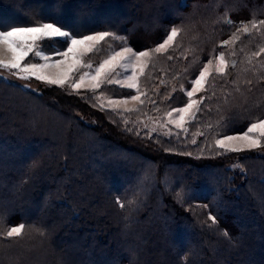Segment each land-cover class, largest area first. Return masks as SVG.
I'll use <instances>...</instances> for the list:
<instances>
[{"label": "trees", "instance_id": "obj_1", "mask_svg": "<svg viewBox=\"0 0 264 264\" xmlns=\"http://www.w3.org/2000/svg\"><path fill=\"white\" fill-rule=\"evenodd\" d=\"M252 20L249 36L237 31ZM262 20L264 0H0V27L59 21L79 34L126 37V45L106 37L88 56L94 62L122 45L153 49L179 29L138 79L139 111L99 103L97 94H137L115 84L77 94L0 78V211L5 228L26 225L22 244L0 241V264H185V255L186 264H264V154L215 143L264 119ZM62 40L42 49H65ZM221 51L238 65L209 78L183 130L142 126L186 104L198 61Z\"/></svg>", "mask_w": 264, "mask_h": 264}, {"label": "snow or ice", "instance_id": "obj_2", "mask_svg": "<svg viewBox=\"0 0 264 264\" xmlns=\"http://www.w3.org/2000/svg\"><path fill=\"white\" fill-rule=\"evenodd\" d=\"M225 15H227V13H225ZM227 23L229 25H234L235 22L231 19H227ZM259 23L260 25H264V20L260 21ZM249 24L251 25V28L249 27ZM68 27V25L60 23L59 21L39 23L37 26L12 25L10 27H0V45L5 46V50L11 54V58L7 61L0 60V69H7L9 71L15 69L17 71L13 74L22 80H31L33 77H35V79L43 81L47 84L59 85L60 87H64L65 84H67L69 81V75L73 71H78L77 65L81 64L82 62L81 58L83 53L79 51L80 49H83L87 52L93 51L95 45L98 42L103 41L106 37H111L113 40H120L123 42V45L127 44L126 37L117 36L114 32L99 31L93 34H79L74 30H66ZM256 27L257 23L255 20L249 21L247 24L244 22H240V26L238 27L237 31L250 33L251 29H255ZM178 34L179 29L177 27H172L170 29V33L163 40V42L158 44L151 51L155 53L163 52L169 47V45L173 43ZM53 38H63L62 43L65 45V50L61 51L59 49H56L55 54L62 59L53 60L50 62L49 57L45 55L44 51L40 50L38 46L39 42L45 40L51 41ZM236 39H238V36L236 33H233L231 39L223 41V44H231ZM123 45L121 51L115 52L113 55L103 60V62L94 69V74L85 72L80 75L78 79L73 80L69 85L71 89L79 94L78 90L84 87L85 79L89 78L91 80V84L88 90L92 93H95L96 90L102 87V84L120 83L119 80H114L111 78L112 73L115 72L117 66L124 68L125 71L131 68L132 74L125 77V79L128 80L126 87L136 90L137 94L131 95V100L140 101L141 104H143L144 101L141 100V95L146 94L140 92L137 82V70L143 69L145 64L142 63V60L148 58L150 52H135L131 47ZM260 52H264V48H261ZM29 53H32L35 57H40L44 61V63L31 61H29L28 63H24V60L28 57ZM258 54L259 53H253V55ZM168 58L171 59L172 57L169 56ZM216 58L219 60V64L217 65L216 70L218 73H223L226 68L224 52L221 51ZM68 59L73 61V63L69 66L66 72H61L56 76L44 74L45 69L50 67L58 68L61 65L65 64ZM120 61H123L124 63L121 64ZM211 63L212 60L210 59L208 61V65H210ZM208 65H205L199 72L198 78L194 79L191 82L194 87H192V89L190 91H187L186 93L187 97L190 98L189 101L184 107H178L165 113V116L168 119L162 124V127L167 128L168 124L175 123L177 128L183 129V122L185 120L184 114L188 113L189 110L198 103V101L192 100L191 98L193 97L195 92L201 89L206 76L209 74ZM83 67L92 69V64H83ZM127 102V100H124L121 103L127 104ZM110 103L115 105L117 102L110 101ZM113 110L115 111V108H113ZM126 111H139V109H126ZM173 112L180 113L177 120L171 119ZM123 123L127 125L128 121L124 120ZM125 130L131 131L130 128H126ZM152 131H156V129L153 128ZM254 132H258L259 137H264V120H260L256 123H251L248 126L247 130L239 136L226 135L223 139H217L215 143L220 147H226L228 142L239 140L243 141L244 144L227 146L226 151L237 152L243 151L245 150V148L249 150L255 149L261 146V141L258 136L251 135ZM164 134L171 136V129H168ZM177 135H179V133H177ZM192 142L195 143V140H193ZM117 203H120L119 200H117ZM120 207L123 208L124 205L120 204ZM5 219L6 213L4 211H0V241H8L10 244H22L26 235L25 223L21 222L16 226L5 228ZM212 220L215 221V217H212ZM27 227L29 230L35 228V226L31 224L27 225ZM35 230L38 231L40 235L45 234L39 228H36ZM225 235H227V233H225ZM183 260L186 264V255L183 257Z\"/></svg>", "mask_w": 264, "mask_h": 264}, {"label": "rangeland", "instance_id": "obj_3", "mask_svg": "<svg viewBox=\"0 0 264 264\" xmlns=\"http://www.w3.org/2000/svg\"><path fill=\"white\" fill-rule=\"evenodd\" d=\"M183 5H187V0H183ZM249 35H250V33H243V36H249ZM53 39H63V38H53ZM41 42H42V41H41ZM41 42H39V46H38V47H39L40 50H43V49H42ZM101 42H102V41L98 42V43L95 45L94 50L96 49V47H99V45H100ZM173 43H174V41H173ZM173 43H172V44H173ZM172 44H171V45H172ZM171 45H169V47H170ZM226 46H228V45H224L223 42H221V47H226ZM128 47H129V46H128ZM169 47H168V48H169ZM131 48H132V47H131ZM168 48H167V49H168ZM132 49H133V51H135V52H139V51H149V52H150L149 57H148V58H145L144 60H142V63L145 64V66L143 67V69H142V70H139V69L137 70V82H138V85H139V87H140V84H139V80H138V79H139V77L143 74V72L145 71V69L147 68V66H148V64H149V60H150L151 55H152V51H151L152 49H145V50H136V49H134V48H132ZM167 49H166V50H167ZM59 50L63 51V50H65V49H59ZM94 50H93V51H90V52L84 51L83 49H80V50H79L80 52L83 53L82 58H81L82 62H81V64H78V65H77L78 71H73V72L69 75V81H68L67 84H65L64 87H67V88H69L70 90H72L71 87H70L69 85L71 84V82H72L73 80L78 79V77H79L80 75H82L83 73H85V72H90V73H93V74H94V69H95L96 67H98L99 64L103 62V60L107 59L108 57H110L111 55H113L115 52H119V51H121V49H118V50L114 51L113 53H111L110 56H108V57H106V58H103V59H101V60L98 61V62H94L92 59H89V58H88V56H89L91 53H93ZM166 50H164V51H166ZM43 51H44V50H43ZM164 51H163V52H164ZM44 54L47 55V56L49 57V61H50V62L53 61V60H60V59H62L61 57L57 56L55 53H52V54H51V53H48V52L44 51ZM30 56L32 57L31 60L29 59V61H31V62H35V61H36V62H39V63H44V61H43L40 57H35L32 53H29V55H28L27 58H29ZM216 57H218V55H217ZM216 57H214V58L211 59V60H212V63H211L210 65H208V61H209V59H205V60L198 61L199 63L202 64V67H201V69L199 70V72L203 69V67H204L205 65H208V67H209V74L206 76L205 81L203 82V84H202V86H201V89L198 90L197 92H195L194 95H193V97L191 98L192 100H196V101H198V103H197L196 105H194L193 108H191V109L189 110L188 113H185V114H184V116H185V120H184V122H183L184 127L186 126V124H187V122H188L190 116H191L192 114H194L195 111H196V112L198 111V107H199V105L201 104V101H202L201 99L198 98V96H199V95L205 90V87H206V84L208 83L209 78H210L211 76L214 75V77L217 79V81H219V80L222 79L221 77L224 76V75L226 74L227 70L235 69V68L237 67V65H238V63H237L238 59H237L236 57H234V56L227 57L226 54L224 53V57H225V61H226V68H225V71H224L223 73H218L217 70H216V68H217V65L219 64V60H218ZM10 58H11V54L8 53V52L5 50V46L0 45V60H5V61H7V60L10 59ZM27 58H26V59H27ZM26 59H25V60H26ZM25 60H24V61H25ZM33 60H35V61H33ZM29 61H28V62H29ZM28 62H27V63H28ZM72 63H73V61H71L70 59H68L67 62H66L65 64L61 65V66L58 67V68H57V67H50V68L45 69V70H44V74H45V75H50V76H56V75L60 74L61 72H66L67 69L69 68V66H70ZM87 63H91V64H92V69H88V68H86V67H83V64H87ZM120 63L122 64V63H124V62H123V61H120ZM233 65H234V66H233ZM16 71H17V70H15V69H13V70H11V71H9V70H7V69H0V78H2V79L5 80V81H8V82H11V83H14V84L20 85V86H22V87H24V88H26V89H28V90H33V91H39V90H41V89H43V88H47V87H49V85H51V84H47V83H45V82H43V81L37 80V79H35V77H33L31 80H22V79H19L17 76H15V75L13 74V73H15ZM199 72L197 73V75H196L193 79H190V80L188 81V83H189V88H188V89H187V88L184 89L185 94L187 93V91H190V90L192 89V87H194V85H193L191 82H192L194 79L198 78ZM131 74H132V69H131V68H129L127 71H125L124 68L117 66L115 72L112 73L111 78L114 79V80H119L120 83H112V84H115V85H117L118 87H121V88H127V87H126V84L128 83V80L125 79V77H126V76H129V75H131ZM90 84H91V80H90L89 78H86V79H85V85H84V87H82L81 89H79L78 92H79V93L90 92V91L88 90ZM26 85H27V86H26ZM105 85H109V84H106V83H105V84H102V87L105 86ZM58 86H59V85H58ZM102 87H101V88H102ZM101 88H100V89H101ZM100 89H98V90H100ZM128 89H129V88H128ZM98 90H96V91H98ZM132 90H135V89H132ZM72 91H73V90H72ZM135 91H136V90H135ZM74 92H76V91H74ZM141 93H143V92H141ZM97 96H98V98H99V103H100L102 106H104L106 109L109 108V109H111V110H113V108H115V111H117V112H120L121 110H122V111H126V109H137V108L141 105V102H140V101H133V100H131V98H111V97L104 96V95H102V94H97ZM144 96H146V95H141V100H142V98H143ZM186 96H187V95H186ZM187 98H188V97H187ZM189 99H190V98H188V101H189ZM124 100H127V101H128L127 104L121 103V102L124 101ZM110 101H115V102H117V103H116L115 105H113V104L110 103ZM188 101H187V102H188ZM185 105H186V104H184V105H182V106L173 107V108H171L169 111H171L172 109L178 108V107H184ZM42 111H44V110H41V113H42ZM113 111H114V110H113ZM167 112H168V111H167ZM124 113H128V111H126V112H124ZM179 115H180V113L173 112V115H172L171 119H172V120H177V119L179 118ZM161 117H162V116H159V117H150V116H147L146 119H144V120L141 121V123L143 124L142 126H143V127L146 126V128L149 129V130H151V131H152L153 128H155L156 131H160V130H161V131H164V130H165L164 133L167 132L166 130L168 129V127H172V126H173V127L177 128L176 125H175V123L168 124L166 129H165L164 127H162V124H163L164 122H166L168 118L165 117L166 120L163 122L162 119H161ZM263 120H264V119H263ZM184 127H183V128H184ZM177 129H179V128H177ZM180 130H183V129H180ZM152 132H154V131H152ZM258 134H259L258 132H254V133H252L251 135L258 136V138L260 139V137H259ZM239 135H241V134H232V135H227V136H239ZM223 138H224V136L221 137V138H219V139H223ZM260 141H261V139H260ZM243 144H244L243 141H239V140H237V141H231V142H228V144L226 145V147H227V146H230V145H243ZM261 145H262V143H261ZM219 147H220V146H219ZM226 147H222V148L226 150ZM251 150H257V151H259L260 153H263V154H264V149H263V148L260 149V147L255 148V149H251ZM243 151H249V149H246V148H245V150H243ZM243 151H237V152H243ZM240 168H241L240 165H238V164H234L233 169H234L235 171H239ZM261 262H262V261H261Z\"/></svg>", "mask_w": 264, "mask_h": 264}]
</instances>
